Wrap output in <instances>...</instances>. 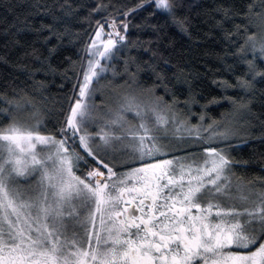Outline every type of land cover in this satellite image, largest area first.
<instances>
[{
	"label": "snow or ice",
	"instance_id": "obj_1",
	"mask_svg": "<svg viewBox=\"0 0 264 264\" xmlns=\"http://www.w3.org/2000/svg\"><path fill=\"white\" fill-rule=\"evenodd\" d=\"M0 8L27 77L0 92V264H264V153L258 176L233 156L264 143V0ZM205 17L227 74L211 99L163 43Z\"/></svg>",
	"mask_w": 264,
	"mask_h": 264
},
{
	"label": "trees",
	"instance_id": "obj_2",
	"mask_svg": "<svg viewBox=\"0 0 264 264\" xmlns=\"http://www.w3.org/2000/svg\"><path fill=\"white\" fill-rule=\"evenodd\" d=\"M16 2V0H3V3ZM82 3H91V0H80ZM212 0H192V4H209ZM206 9H200L204 12ZM3 9L0 8V30L11 21V16L8 21H5ZM202 23L193 35L189 37L180 33L175 28H165L167 39L164 40V45L168 49L164 52L166 58H170L171 62L183 66L184 72L190 74L194 90L202 94L206 99H211L213 96L219 98L221 89L217 87L213 81L226 77V72L221 63L217 60L215 53L219 50L218 42L213 38L214 33L208 31L210 23L208 18H204ZM161 23H163L161 21ZM29 43L31 39L29 38ZM22 54L15 52L13 49H5L0 31V92L6 88L16 85H23L27 77L24 75V65L20 62L19 57ZM171 75V71L168 72ZM40 79L41 77H37ZM59 84V81H56ZM180 92L186 94V88L178 85ZM51 96L55 99L58 96L57 88H51ZM203 102V101H202ZM217 104L212 106L208 115L217 117L221 112L226 110V106ZM51 106V101H50ZM259 132H256L255 137H245L244 140H237L233 143L235 151L233 156L237 159L248 160L249 166L247 171L249 175L258 176L261 174L262 167L261 154L264 153V143L258 138Z\"/></svg>",
	"mask_w": 264,
	"mask_h": 264
}]
</instances>
